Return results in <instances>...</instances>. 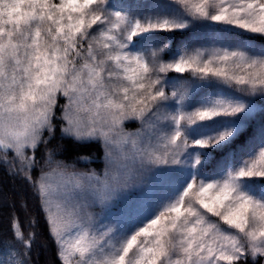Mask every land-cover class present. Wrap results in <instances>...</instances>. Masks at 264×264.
Wrapping results in <instances>:
<instances>
[{"label": "snow or ice", "instance_id": "snow-or-ice-1", "mask_svg": "<svg viewBox=\"0 0 264 264\" xmlns=\"http://www.w3.org/2000/svg\"><path fill=\"white\" fill-rule=\"evenodd\" d=\"M194 25L210 42L164 59ZM257 37L264 0H0V163L60 264H264V125L234 148L264 99ZM57 128L102 168L56 159ZM11 231L0 264H30L36 233Z\"/></svg>", "mask_w": 264, "mask_h": 264}, {"label": "trees", "instance_id": "trees-1", "mask_svg": "<svg viewBox=\"0 0 264 264\" xmlns=\"http://www.w3.org/2000/svg\"><path fill=\"white\" fill-rule=\"evenodd\" d=\"M190 32L185 31L183 35L176 34V39L173 41V46L179 41L187 38ZM257 45H264V40L257 37L255 39ZM63 102V98L59 103ZM258 107L264 110V100H255ZM264 120V119H263ZM254 121L250 122L246 131L241 135L240 139L234 145V148L251 140L256 130L253 126ZM134 124H131L132 128ZM136 127V126H134ZM133 127V128H134ZM49 149L55 151V158L64 160L66 162H76L80 169L96 168L98 171L102 168L100 157L102 151L99 144L79 145L70 139L61 138L59 129L57 128L56 135L47 146ZM45 149L43 146L37 151L38 159H42ZM81 155L91 157L93 163L84 164L79 161ZM11 157V154H9ZM223 157L222 153H217L216 157L207 165L209 169L215 167L216 163ZM39 169L33 172V176L38 175ZM5 196L6 201L2 203L1 198ZM17 218L19 223L27 235L29 232L36 233V239L33 244L30 264H60L57 256V247L55 241L48 233L47 225L45 223L44 214L41 211L38 197L34 194L31 186L20 176L11 174L8 167L0 163V252L9 243H15L11 224L13 218ZM33 221L35 222L33 224Z\"/></svg>", "mask_w": 264, "mask_h": 264}, {"label": "rangeland", "instance_id": "rangeland-1", "mask_svg": "<svg viewBox=\"0 0 264 264\" xmlns=\"http://www.w3.org/2000/svg\"><path fill=\"white\" fill-rule=\"evenodd\" d=\"M190 32L189 36L181 41H179L178 43H176V45H172V48L170 51H166L164 54H163V58L164 59H170L171 58V55L173 53H175L177 51L178 48L182 47L184 43L188 42V41H191V46H200L201 44H208L210 41H209V33L206 31L205 28H203L202 26L200 25H194L193 28L189 29L188 30ZM258 47L260 45H257ZM170 76H178L179 74H176V73H170L169 74ZM185 77H187V74H184ZM254 103H255V100H258V99H261V100H264L262 98H259V97H255V98H252ZM65 101L63 100V102H61V104H63ZM257 105V103H256ZM264 110L262 109V107H258L257 106V112L254 116V118L251 120L254 121L253 123V126L255 127V134L254 135H258V132H259V129L262 125H264ZM131 124H134L132 126V128H130L129 130H135L137 127H139L138 123L136 122H129L127 124V127H131ZM136 126V127H134ZM134 127V128H133ZM250 141V140H249ZM216 154L217 153H214V157H216ZM137 193H133V195H137ZM1 201L2 203H4V201H6V198L5 196H3L1 198ZM123 207V204L122 203H118L116 205L113 206L112 208V211L113 212H118L121 208ZM93 211L99 213L101 211V209L99 207H96L93 209Z\"/></svg>", "mask_w": 264, "mask_h": 264}]
</instances>
